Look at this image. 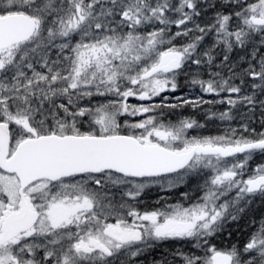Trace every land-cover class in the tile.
<instances>
[{
	"label": "snow or ice",
	"instance_id": "1",
	"mask_svg": "<svg viewBox=\"0 0 264 264\" xmlns=\"http://www.w3.org/2000/svg\"><path fill=\"white\" fill-rule=\"evenodd\" d=\"M0 264H264V0H0Z\"/></svg>",
	"mask_w": 264,
	"mask_h": 264
}]
</instances>
